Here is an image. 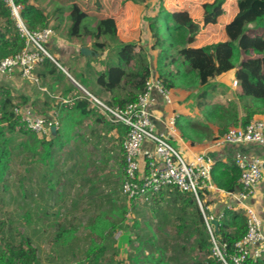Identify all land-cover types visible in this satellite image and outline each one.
<instances>
[{"label":"trees","instance_id":"16d2710c","mask_svg":"<svg viewBox=\"0 0 264 264\" xmlns=\"http://www.w3.org/2000/svg\"><path fill=\"white\" fill-rule=\"evenodd\" d=\"M17 1L23 5L22 16L30 30L39 31L49 27L50 18L41 7L31 0ZM225 2L226 0H215L206 7L211 10L221 8ZM237 7L235 16L224 26L226 39L205 45L196 44L201 28L188 10L172 11L163 7L149 25L154 44L160 49L156 59V75L170 89H201L197 93L200 120L196 121L189 115H181L177 119V127L182 136L193 144L204 138H214L215 132L211 125L217 126L218 136H221L229 126H246L256 117L264 116V0H237ZM57 10L60 12L61 22L65 18L70 21L71 37L90 35L99 49L106 46L105 41H100L101 38H117L118 25L114 17L95 18L76 2L59 6ZM251 28L254 32H251ZM25 46V38L20 35L10 9L0 0V58L19 53ZM136 46L133 42L121 43L112 59L100 61L105 67L96 76L98 92L93 93L97 96L109 95L107 103L110 105L124 106L136 101L139 94L144 92L146 82L154 74L147 55L144 51L137 50ZM252 54L257 56L252 57ZM243 55L248 57L244 58ZM45 61L50 62V71L54 74L56 66L50 57H46L43 62ZM38 65L33 69L34 75ZM15 70L21 73L19 69ZM231 70H234L240 88L235 94L237 100L227 104L211 103L209 90L216 89L211 80ZM0 92V188L3 186L7 189L5 178L11 167L14 149L17 148L14 146L13 134L26 136L18 148L31 151L32 160L56 166L54 156L64 145L62 135L71 133L75 124L62 125L61 119L57 118L59 125L55 131L40 136L30 130L22 121V114L16 112L17 108L20 110L28 105L26 96L14 95L7 85L0 86ZM84 96L75 103V108L80 109V115H89L90 107L97 112L90 98ZM237 101L242 106V115ZM37 112L36 115L51 117L45 110ZM116 126L120 128V132L126 133L127 127L121 124ZM52 134L53 139H48V135ZM240 176L241 169L236 160H218L211 171L214 184L231 192L239 188ZM126 199L128 200L127 197ZM150 201L153 203L156 220L159 221L158 229L167 231L166 228L170 227L171 231L165 236L171 239L158 245L155 235L144 237L141 234V223L136 219L134 223L137 232L135 239L131 240L132 251L128 255V264H223L213 255L211 235L193 192H182L170 187L154 194L146 203ZM128 202L133 205L142 204L133 199ZM210 203L207 201L204 204L207 215H211V211L206 208ZM112 209L115 211V207ZM127 209L124 207L120 213L122 220ZM117 221L115 219L109 223L99 219L98 228L95 223H91L92 230L98 233L102 241L84 251L82 264H122L119 247L109 249L110 244L116 241L114 227ZM5 227V221H0V242L4 243V247H0V264H40L38 250L32 245L30 238L19 233L21 240L16 244L11 236L7 237ZM247 230L245 210L234 207L225 208L214 233L228 245V251L232 253L235 244L246 235ZM61 232L65 239L58 241L63 236L60 233L56 240L62 246L73 241L72 237L66 235V231ZM246 264H264V255L256 261L247 259Z\"/></svg>","mask_w":264,"mask_h":264},{"label":"rangeland","instance_id":"374dc122","mask_svg":"<svg viewBox=\"0 0 264 264\" xmlns=\"http://www.w3.org/2000/svg\"><path fill=\"white\" fill-rule=\"evenodd\" d=\"M31 2L41 7L49 16V28L54 31L50 39L64 49L63 54L78 53L79 46H84L98 53L101 62L108 61L116 55L118 45L133 42L136 43L137 50L145 52L155 75L157 74L156 59L160 49L154 44L149 25L163 7L172 11L185 9L190 12L201 28L196 41L199 46L225 40L224 26L238 11L237 0H226L221 8L213 10L206 5L214 3L215 0H148L146 2L31 0ZM74 2L95 18L114 17L118 25L117 38H101L100 41H105L106 46L104 49H99L94 45L95 39L90 35L82 38L71 37L69 34L71 23L66 18L61 22L57 8ZM65 15L67 13L64 17ZM251 32H254L252 28ZM50 39L45 46L47 50L55 54L53 45L48 44ZM243 57L247 58L248 55ZM60 61L64 64L66 60ZM78 71V68L75 71L72 70V74L82 80ZM2 75L0 74V86L6 85L2 81ZM236 80L234 70L212 79L211 82L216 85V89L209 90V101L221 104L236 101L235 94L240 89L238 84L235 86ZM31 82L38 83V81ZM89 83V89L97 93L95 82L89 81ZM19 84L22 89L25 88V82L21 81ZM200 90V87L193 90H174L175 102L171 108L176 109L174 111L180 116L189 115L196 121L200 120V109L197 103V93ZM238 105L242 115V106L239 102ZM20 113L36 115L31 111L27 113V110ZM97 113L104 121L106 116L98 111ZM101 125L95 128L97 133L91 135L88 132L94 127H86V134L84 130L81 132L83 128L80 129L78 145H76L78 152L72 142L68 143L64 150L55 152L56 166L46 169L51 171L46 180L42 176L45 169L43 163L32 160L31 151H22L18 148L26 136L13 134L14 146L17 148L14 149L11 167L5 178L8 188L5 189L3 186L0 188V221H5V233L7 237H12L14 243H19L20 234L30 238L32 245L38 250L40 264H82L84 251L102 241L91 227V223H95L98 228L99 219L107 220L109 223L114 222L115 219L118 220L114 227L116 241L110 244L109 249L111 250L114 246L119 247V259L122 260V264L129 263L128 255L132 251L131 240L135 239L137 232L134 223L136 219H139L141 223V234L144 237L155 235L158 245L171 239L165 236L171 231L170 227L166 228L167 231L158 229L159 221L156 220L151 201L133 205L129 204L122 194L123 173L120 169L121 159L117 155L123 141L113 137L109 122H101ZM213 127L217 129V126L213 125ZM178 130L180 131L179 127ZM69 154L71 156H68ZM124 207L128 209L122 220L120 213ZM220 210L221 206L213 204L211 214L216 216ZM62 230L66 231V235L73 240L65 246L59 243L65 239ZM60 233L63 236L57 242L56 239ZM0 247H4V243L0 242Z\"/></svg>","mask_w":264,"mask_h":264},{"label":"built area","instance_id":"2783aa9c","mask_svg":"<svg viewBox=\"0 0 264 264\" xmlns=\"http://www.w3.org/2000/svg\"><path fill=\"white\" fill-rule=\"evenodd\" d=\"M10 9L20 35L25 38V48L14 55L0 58V74H11L19 69L22 76L32 81L39 79L33 74L36 65L46 57L51 58L45 44L54 31L47 27L43 30L32 31L28 28L22 16L23 5L17 0H1ZM238 81H235L237 86ZM157 91L166 106L175 102L172 89L153 74L146 82L144 92L137 100L124 106L110 105L106 101L86 92L93 107L106 116L110 122L127 127L122 142L124 156V178L122 194L128 200L141 203L149 201L156 193L166 188H177L182 192H193L197 203L204 213L205 221L213 243V255L223 264H246L247 259L256 261L264 255V226L257 210L248 200L255 196L259 185L264 180V157L252 156L250 159L239 158L241 169L240 188L228 194L242 207L247 216V233L235 244L234 252L228 251V245L215 235L214 219L218 216L207 215L204 204L209 193L222 191L213 182L211 171L217 159L207 151H200L189 156L185 149L174 141L179 139L175 112L164 119L158 117L152 106L151 94ZM19 114L20 110L17 108ZM27 127L42 136L58 127L56 118L25 114L22 115ZM163 124V128L159 125ZM216 148L230 145L256 144L264 146V119H254L246 126H232L212 142ZM228 204L227 208H234ZM206 208H208L206 206Z\"/></svg>","mask_w":264,"mask_h":264},{"label":"crops","instance_id":"0c3cea01","mask_svg":"<svg viewBox=\"0 0 264 264\" xmlns=\"http://www.w3.org/2000/svg\"><path fill=\"white\" fill-rule=\"evenodd\" d=\"M48 44L53 45L52 47L55 48V54L51 53L48 50L51 54L50 60L56 66L54 74H52L50 71V62L45 61L40 63L35 70V75L39 78L38 83H33L27 79H24L21 73L17 70L11 74L2 75V81H4L7 86L11 87L14 95L26 96L28 100V105L20 108V111L24 112L27 110V113L31 111V113L33 112L37 114V111L41 112L45 110L46 113L52 118H60L62 125L63 123L69 125L75 124V128L71 133H64L62 135V140L64 143L62 150L66 148L65 146L68 143L72 142L74 143V147L77 148L76 152H78V147L76 145H78L77 139L80 136V129L83 128L81 132H83L84 130V133L86 134V127H94V129L91 128L88 133H90V135L95 134L97 133L95 131V128L98 126H102L101 122H109V129L111 130V134L113 135V137L120 138L121 141H123L125 133L120 132V128L117 127L116 124L108 121V119L105 118L107 121L105 119L104 121H102L103 118L96 112V110L91 107H88V110L91 111V113L86 116H81L80 109L75 108L76 101L78 99L84 98V95H87L86 92H89L104 101L109 99V95H102L103 97L101 95L97 96L88 87V84H90L89 81H93L94 83L98 73L101 70H104L105 65L101 64L99 54L95 53L94 51L91 54L82 53L81 49L84 46H79L78 53L71 52L70 54H63L64 49L59 47V44L56 41L53 42V40H51ZM62 59L66 60L64 61V64H62L60 61ZM77 68L79 69L78 73L82 80L77 79L72 74V70L75 71ZM21 81L26 83L25 88L23 89L21 88V86H19L21 85L19 84L21 83ZM17 84L18 88H16ZM174 90L176 89H172L173 94ZM151 98L152 106L155 109L158 117H160L161 119H164L165 117L167 118L171 112H175L174 110L176 109L171 108L173 105L166 106L163 101V98L157 91L152 92ZM47 104H50V106H48ZM259 118L264 119V116H258L255 119ZM159 126L163 128L162 123H160ZM211 127L214 128L212 125ZM214 132L215 138L219 134L218 129H214ZM53 137L54 135L52 134L50 137H48V139H53ZM214 138H204L202 139V141L193 144L190 140L184 138L179 131V139H177V141H174V143L178 144L181 148L185 149L189 156L200 151H207L211 153L217 159V161L236 160L238 164L239 158L250 159L252 156L264 157V146L256 144H244L230 145L225 148H216L212 144ZM120 148L121 149L117 157L120 156L122 166L120 167V169L122 170L124 178V158L122 145ZM68 156H71V154H69ZM43 166H45V169L42 173V176L44 180H46L47 177L51 174V171L49 172V169H46L48 167H51V165L47 166L43 163ZM221 190L222 191L220 192L209 193L207 195V201H210L211 203L206 206L210 211L212 210L213 204L221 206V210L216 216H218L220 213H223L225 208H227L228 204L235 203V208H242L237 205V202L232 199V197H230V195L228 194L231 191H226L223 189ZM248 203L257 210L264 226V180L259 185L255 196L250 198L248 200Z\"/></svg>","mask_w":264,"mask_h":264},{"label":"water","instance_id":"95a60500","mask_svg":"<svg viewBox=\"0 0 264 264\" xmlns=\"http://www.w3.org/2000/svg\"><path fill=\"white\" fill-rule=\"evenodd\" d=\"M81 52L84 53V54H91L93 51L87 47H83L81 49ZM53 131H55V127H53L52 129ZM213 224L215 225L216 228H218V225H219V220L218 219H214L213 220Z\"/></svg>","mask_w":264,"mask_h":264}]
</instances>
